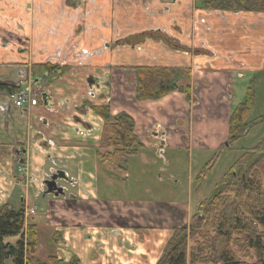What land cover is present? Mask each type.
<instances>
[{
  "label": "crops",
  "instance_id": "0c3cea01",
  "mask_svg": "<svg viewBox=\"0 0 264 264\" xmlns=\"http://www.w3.org/2000/svg\"><path fill=\"white\" fill-rule=\"evenodd\" d=\"M201 1L79 0L71 7L66 0H30L31 10L36 4L39 11L36 17L25 16L27 24L37 19L21 34L26 45L14 52L0 47V83L18 88L13 93L0 91V204L9 203L10 188L22 184L27 188L22 205L29 207L53 167L75 178L74 197L46 198L48 223L57 228L54 238L59 246L65 245L59 251L62 259L71 257L77 264H148L158 229L165 230L171 216L157 212L154 197H130V185L127 197L111 194L110 187L120 182L117 170L133 180L141 165L150 172L155 167L167 171L168 149L185 147L188 156L197 148L217 149L234 107L236 72L240 78L264 69V12L208 11L200 7ZM21 16L18 6H0V34L7 30L5 18L13 24ZM69 41L76 42L67 74L43 75L41 68H31L51 62ZM138 66L191 68L190 96L174 91L157 100H138ZM17 71L26 76L21 80ZM33 79L40 81L36 88L45 95H38L36 103L29 99L17 106L15 94ZM95 79L110 80L103 96L102 87L92 83ZM99 105H109L112 114L131 115L144 143L124 168L103 162L113 166L106 168V186L95 177L98 148L103 149V122L93 111ZM170 176L182 187L185 179H193L178 168ZM144 182L149 195L154 187ZM73 246L78 249L72 253ZM89 250L92 257L85 256Z\"/></svg>",
  "mask_w": 264,
  "mask_h": 264
},
{
  "label": "trees",
  "instance_id": "16d2710c",
  "mask_svg": "<svg viewBox=\"0 0 264 264\" xmlns=\"http://www.w3.org/2000/svg\"><path fill=\"white\" fill-rule=\"evenodd\" d=\"M70 0H68V3ZM200 7L208 11L264 12V0H202ZM59 72L63 68L51 63L35 65V72ZM44 70V71H43ZM138 100H157L174 91L190 96L191 68L138 66L134 68ZM37 74V73H35ZM186 80V84L182 83ZM18 88L0 85V90L13 93ZM249 88L245 102L235 107L229 127V141L245 135V117L252 103ZM102 119L106 136L99 151L101 162L124 168L130 157L138 154L144 143L135 133V121L128 113L112 114L109 105L93 106ZM264 148L260 144L255 151ZM214 194L204 200L186 226L174 227L156 264H264V151L245 152L232 167ZM202 176H198L201 180ZM13 238V240H11ZM15 239V240H14ZM39 249V227L25 218V206L19 209L9 203L0 205V264H46L35 260ZM50 264H66L57 256H49ZM68 264H77L75 260Z\"/></svg>",
  "mask_w": 264,
  "mask_h": 264
},
{
  "label": "rangeland",
  "instance_id": "374dc122",
  "mask_svg": "<svg viewBox=\"0 0 264 264\" xmlns=\"http://www.w3.org/2000/svg\"><path fill=\"white\" fill-rule=\"evenodd\" d=\"M131 1H136L138 4L139 2L143 3L145 0ZM249 72L250 73L247 76L240 78L238 77V73L236 72L233 87V90L235 92L233 100L234 107H237L242 102H245L248 97L249 88L251 87L252 90L253 100L249 105V112H247V115L245 117L246 125L248 128L244 136L233 143H228V125V128L224 130L222 136H220V146L217 149L197 148V150L191 151L192 153L190 156L187 155L188 150H185V147H182L181 151L178 148L168 149L166 155L167 159H171V165L167 167V171L156 169L155 167L152 169V172H150L146 167H142V165L138 166L134 175V179H136L138 182H135L134 179L126 180L123 176H121L123 170H117L116 175H119L120 182L110 187L114 190V192H110L111 194H116L117 196V194L123 193L124 197H127L129 195L128 189L130 185V188L134 190L131 193L132 196L130 197L135 198L137 196L136 193H143L140 196H137L140 198L144 195V197H154V206L157 212L161 214L164 213V217L167 216V218L171 216V222L167 225L168 227L164 224V226H166L165 230H162L163 228L158 229L156 235L157 242L154 245L155 247L150 253H148V264L156 263L157 258L159 257L160 253L164 249L165 244L171 236L173 228L188 225L191 221V217L198 212L200 204L214 194L222 179L227 174L232 173L233 175H235L237 173V169L232 170V167L245 152L253 151L255 154H259L264 151V148L255 151V148H257L260 144L264 145V69H254ZM105 136L106 130L103 129V137ZM200 139L202 138H194L195 142H199ZM98 150L104 152L107 149L103 145V149H101L100 146ZM174 160L176 161V163L174 162ZM99 164V174H96L95 177H97L98 175L97 182L99 181L101 183V186H103V184L105 185V182L107 181L106 168H109L108 166H113L105 164L104 167L103 162L101 161H99ZM73 167L74 170L71 171V173L72 175H75L73 173L75 172L76 168L75 161H73ZM177 168L185 173L189 172L191 174V177H193V179L191 178L189 183L187 179H185L183 187L182 184L178 186L175 185L174 182H171L170 175L173 171L177 170ZM104 172L105 176L103 175ZM198 176H202L200 181L198 180ZM103 177H105V179H103ZM144 181L150 183L154 187L152 193H150L149 195H147V193L145 192ZM68 183L69 182H65L62 184L66 185ZM26 192L27 188L25 185L16 184L12 188H10L8 202L15 208L19 209L23 203L22 197L26 195ZM102 192L103 190L101 189V193ZM120 197L123 196L121 195ZM46 200L47 199L45 197L39 196L36 199H30L28 203L29 207L35 209V213L31 214V219L34 220L39 227V249L34 258L35 260L50 264L48 261V257L57 256V258L63 260L64 263L68 264L69 262L73 261V258L70 257V261H67L69 260L67 259V257L66 260L62 259L63 257H60L59 255L60 248L62 246L64 247L65 245L62 243L59 246L54 238V234L57 228L54 226V224L48 223V202ZM162 217H157V221L161 222ZM189 219L190 221L187 224L186 222ZM144 232L146 233L145 230ZM11 240H13V238H11ZM79 241L82 243L89 242V240L86 241L84 239H79ZM85 244L86 243H84V245ZM75 245H79V242H77ZM89 247L87 249H91ZM75 249H78V247L73 246V250H71L72 253ZM140 253L144 254L142 252ZM91 255L92 252L90 250L85 251V256L92 257ZM87 260L88 262H90V259ZM8 264H12V261L9 260Z\"/></svg>",
  "mask_w": 264,
  "mask_h": 264
},
{
  "label": "flooded vegetation",
  "instance_id": "af4514ba",
  "mask_svg": "<svg viewBox=\"0 0 264 264\" xmlns=\"http://www.w3.org/2000/svg\"><path fill=\"white\" fill-rule=\"evenodd\" d=\"M79 0H70V2L68 3V0H66V4L68 6L71 7H77V2ZM131 1V0H128ZM148 1V0H147ZM151 1V0H150ZM148 1V2H150ZM9 2V3H8ZM1 6L5 7V6H10L11 10H13V8H15L16 6H18L19 9L23 10L24 16H21L19 18H15L16 20L13 21V24H11V19L9 18H5L4 21V26L7 27V30L5 31L4 35L0 34V47H5L7 49H11L13 52L20 46L24 47L27 43V41L22 40V36L21 34L24 33L27 29H32V27L36 24L37 19H32L31 24H27L25 21V16L28 15H34L36 17L37 12L39 11V8L36 4L34 11L31 10V5L32 3L30 2V0H0ZM153 3V2H152ZM3 4V5H2ZM1 18V17H0ZM39 18V17H38ZM27 19V18H26ZM76 42V41H75ZM75 42H67L60 50H59V54L57 55L56 58L52 59L51 62H47V63H51L53 65H57L60 67H66V66H70L71 65L68 64L69 62V54L72 53L71 50V46H73L75 44ZM55 57V56H54ZM83 61V59L81 60ZM35 65H39V64H34L31 68H33ZM67 74V73H66ZM15 75L17 77L20 76V79L22 80L24 77L26 76V73L24 71L20 72L17 71L15 73ZM33 79L31 81V85H29L28 87L25 88H21V90H27L29 93V99L33 100V102L36 103V99L37 96L39 95L40 97H42V95L44 96L45 93L39 92L36 88L37 84L40 82H35ZM27 81V80H26ZM110 80L109 79H100V80H94L92 83H96V84H108ZM0 85H9V86H14L11 84H3L0 83ZM251 88V87H250ZM0 91H5V90H0ZM7 92V91H5ZM103 96V93H102ZM235 107H233L232 112L234 110ZM231 112V115H232ZM231 115H230V119H231ZM230 119H229V127H230ZM247 132V130H246ZM229 138V135H228ZM227 138V139H228ZM228 143H233L230 142L229 139L227 140ZM237 141V140H236ZM46 142H48L46 140ZM23 167H21L20 170H22ZM235 170V169H233ZM232 174V173H231ZM23 177H26L25 173L22 172L21 174ZM233 175V174H232ZM65 182H69L66 185H63L62 183ZM76 183H75V178H71L67 171H65L63 168H58V167H53L52 169H50V172L46 175L45 178H43L42 183L40 185L38 189V193H40L41 197H74L75 193H74V189L76 188ZM138 231V233H140L141 235H143V233L141 232V229H136ZM148 231V229L143 228V231ZM116 233V232H115ZM148 233V232H147ZM142 238V237H140ZM129 248H128V253L132 254V250H130L131 246L129 245V243H127Z\"/></svg>",
  "mask_w": 264,
  "mask_h": 264
},
{
  "label": "built area",
  "instance_id": "2783aa9c",
  "mask_svg": "<svg viewBox=\"0 0 264 264\" xmlns=\"http://www.w3.org/2000/svg\"><path fill=\"white\" fill-rule=\"evenodd\" d=\"M26 100H29V93L27 90H19L15 94V104L17 106H23L25 104L24 102H26ZM33 213H35L34 208L25 207V218H26V220Z\"/></svg>",
  "mask_w": 264,
  "mask_h": 264
},
{
  "label": "water",
  "instance_id": "95a60500",
  "mask_svg": "<svg viewBox=\"0 0 264 264\" xmlns=\"http://www.w3.org/2000/svg\"><path fill=\"white\" fill-rule=\"evenodd\" d=\"M95 84H96V83H95ZM109 85H110V83L107 84V85L103 83V86H102V84H99V83H98L96 86H97V87H100V86L102 87V91H101V95H102V93L105 91V89L108 88V87H110ZM91 95L93 96L94 93H92Z\"/></svg>",
  "mask_w": 264,
  "mask_h": 264
}]
</instances>
